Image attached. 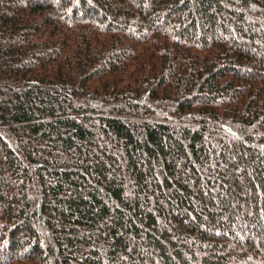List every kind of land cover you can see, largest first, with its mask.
I'll return each instance as SVG.
<instances>
[{
  "label": "trees",
  "instance_id": "1",
  "mask_svg": "<svg viewBox=\"0 0 264 264\" xmlns=\"http://www.w3.org/2000/svg\"><path fill=\"white\" fill-rule=\"evenodd\" d=\"M0 264H264V0H0Z\"/></svg>",
  "mask_w": 264,
  "mask_h": 264
}]
</instances>
